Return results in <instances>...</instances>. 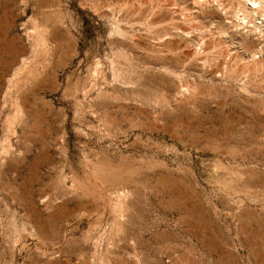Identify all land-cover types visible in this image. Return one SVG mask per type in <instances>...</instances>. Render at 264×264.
<instances>
[{
	"label": "rangeland",
	"instance_id": "374dc122",
	"mask_svg": "<svg viewBox=\"0 0 264 264\" xmlns=\"http://www.w3.org/2000/svg\"><path fill=\"white\" fill-rule=\"evenodd\" d=\"M0 264H264V0H0Z\"/></svg>",
	"mask_w": 264,
	"mask_h": 264
},
{
	"label": "bare ground",
	"instance_id": "6f19581e",
	"mask_svg": "<svg viewBox=\"0 0 264 264\" xmlns=\"http://www.w3.org/2000/svg\"><path fill=\"white\" fill-rule=\"evenodd\" d=\"M253 1V0H252ZM253 3H255V2H253Z\"/></svg>",
	"mask_w": 264,
	"mask_h": 264
}]
</instances>
